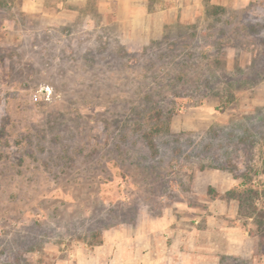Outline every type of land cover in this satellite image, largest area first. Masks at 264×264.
I'll list each match as a JSON object with an SVG mask.
<instances>
[{
	"label": "rangeland",
	"instance_id": "obj_1",
	"mask_svg": "<svg viewBox=\"0 0 264 264\" xmlns=\"http://www.w3.org/2000/svg\"><path fill=\"white\" fill-rule=\"evenodd\" d=\"M101 1L0 0V264L200 207L201 172L264 207V0ZM220 246L216 264H264L258 235Z\"/></svg>",
	"mask_w": 264,
	"mask_h": 264
},
{
	"label": "crops",
	"instance_id": "obj_2",
	"mask_svg": "<svg viewBox=\"0 0 264 264\" xmlns=\"http://www.w3.org/2000/svg\"><path fill=\"white\" fill-rule=\"evenodd\" d=\"M108 1L100 2V10L108 9ZM111 2L117 13L126 0ZM250 185L257 186L254 181L219 171L201 172L194 177L191 191L193 201L207 205L177 204L179 209L160 216L140 213L133 223L121 222L96 233L97 242H78L68 249L64 246L65 251L59 252L51 264H216L221 257V238L227 250L247 247L255 238L247 230L251 224H245L244 219L240 225V204L239 210L230 204L239 201L228 196ZM232 219L235 224L230 226Z\"/></svg>",
	"mask_w": 264,
	"mask_h": 264
},
{
	"label": "trees",
	"instance_id": "obj_3",
	"mask_svg": "<svg viewBox=\"0 0 264 264\" xmlns=\"http://www.w3.org/2000/svg\"><path fill=\"white\" fill-rule=\"evenodd\" d=\"M160 129V127H157L154 129L156 131H151L144 135L147 144L152 151L156 150L154 135L155 133H159ZM245 181L249 182V180ZM250 182H252V180H250ZM228 196L239 201L240 217L246 220L245 224H251L256 227L257 230H251L250 234L253 237L258 235L260 241L264 242V207H258V204L261 203L260 200L262 198L259 187L250 185L245 190H234L228 193ZM95 238H98V236L95 235Z\"/></svg>",
	"mask_w": 264,
	"mask_h": 264
}]
</instances>
